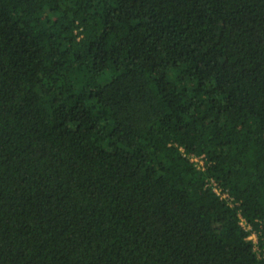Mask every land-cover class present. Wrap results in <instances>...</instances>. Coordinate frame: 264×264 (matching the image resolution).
Listing matches in <instances>:
<instances>
[{
    "label": "trees",
    "instance_id": "1",
    "mask_svg": "<svg viewBox=\"0 0 264 264\" xmlns=\"http://www.w3.org/2000/svg\"><path fill=\"white\" fill-rule=\"evenodd\" d=\"M0 264H264V0H0Z\"/></svg>",
    "mask_w": 264,
    "mask_h": 264
},
{
    "label": "built area",
    "instance_id": "2",
    "mask_svg": "<svg viewBox=\"0 0 264 264\" xmlns=\"http://www.w3.org/2000/svg\"><path fill=\"white\" fill-rule=\"evenodd\" d=\"M192 161L200 168V169H205V162L202 158L200 157H191ZM242 225L246 228V229H251V226L245 221L244 218H242ZM254 235V236H253ZM251 236V239L254 240V242L257 244V240H256V237L255 234H253ZM259 249V248H257Z\"/></svg>",
    "mask_w": 264,
    "mask_h": 264
},
{
    "label": "rangeland",
    "instance_id": "3",
    "mask_svg": "<svg viewBox=\"0 0 264 264\" xmlns=\"http://www.w3.org/2000/svg\"><path fill=\"white\" fill-rule=\"evenodd\" d=\"M254 236V235H253ZM255 236H257V235H255ZM256 240H257V237H256Z\"/></svg>",
    "mask_w": 264,
    "mask_h": 264
}]
</instances>
